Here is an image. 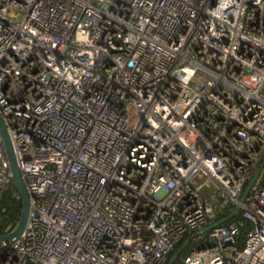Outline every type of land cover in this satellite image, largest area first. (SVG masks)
<instances>
[{
    "label": "built area",
    "instance_id": "obj_1",
    "mask_svg": "<svg viewBox=\"0 0 264 264\" xmlns=\"http://www.w3.org/2000/svg\"><path fill=\"white\" fill-rule=\"evenodd\" d=\"M0 115V264H264V0H0Z\"/></svg>",
    "mask_w": 264,
    "mask_h": 264
},
{
    "label": "water",
    "instance_id": "obj_2",
    "mask_svg": "<svg viewBox=\"0 0 264 264\" xmlns=\"http://www.w3.org/2000/svg\"><path fill=\"white\" fill-rule=\"evenodd\" d=\"M0 135L2 137V141L3 144L5 146L6 149V154H7V158L9 161V165H10V169H11V173L13 176V183L14 185L17 187V189L20 192V195L23 199V203H24V207H23V212L22 215L19 219L18 225L15 229V231L7 236H0V243L1 242H7L10 241L12 239H20L21 236L23 235V233L25 232L29 221L31 219V214H32V205H31V197L30 194L27 190L26 184L24 182L23 176H22V172L19 168L18 165V161L15 155V151H14V146L11 140V137L9 135L7 126L2 118V116L0 115ZM264 168V162L261 165L259 171L257 172L256 176L254 177V179L252 180V182L250 183V185L248 186L246 192L244 193L242 199L240 200V204L239 206L236 208L234 214L228 218L225 219L223 221L217 222L214 227L223 225L224 223H227L228 221H230L231 219H233L234 217L238 216L240 214L241 208L242 206H244L246 199L248 198V196L250 195L254 185L256 184L262 169ZM189 241H186L180 248L179 250L176 252V254L173 256V258L171 259L169 264H175V262L179 259V257L185 252L187 245H188Z\"/></svg>",
    "mask_w": 264,
    "mask_h": 264
},
{
    "label": "trees",
    "instance_id": "obj_3",
    "mask_svg": "<svg viewBox=\"0 0 264 264\" xmlns=\"http://www.w3.org/2000/svg\"><path fill=\"white\" fill-rule=\"evenodd\" d=\"M250 183H248L245 186L244 192L247 190ZM23 199L20 195L19 190L12 182L8 191L4 195L2 199V208L5 211L4 213L0 214V235L4 233L5 228L9 225L16 227L22 212H23ZM234 210V209H233ZM233 210L230 209L225 213H219L217 216V222L225 220V218L232 215ZM236 221L238 219H235ZM223 225H227V223H224ZM250 229V224L245 223L243 227L239 230V235L237 236V245L240 249L244 247L245 239H246V233ZM181 245L179 246V248ZM179 248L171 255L170 261L173 258V256L176 254V252L179 250ZM190 252V248L186 249L185 252L179 257V259L175 262V264H182V259L188 255Z\"/></svg>",
    "mask_w": 264,
    "mask_h": 264
}]
</instances>
